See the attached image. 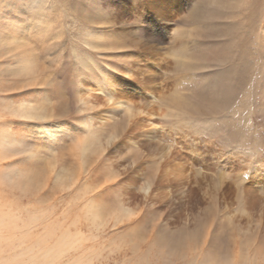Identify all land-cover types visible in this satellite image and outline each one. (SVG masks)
Here are the masks:
<instances>
[{"label": "rangeland", "instance_id": "obj_1", "mask_svg": "<svg viewBox=\"0 0 264 264\" xmlns=\"http://www.w3.org/2000/svg\"><path fill=\"white\" fill-rule=\"evenodd\" d=\"M0 202V264H264V0H0Z\"/></svg>", "mask_w": 264, "mask_h": 264}, {"label": "bare ground", "instance_id": "obj_2", "mask_svg": "<svg viewBox=\"0 0 264 264\" xmlns=\"http://www.w3.org/2000/svg\"><path fill=\"white\" fill-rule=\"evenodd\" d=\"M181 57H183V58H185L186 56L183 54V52L181 53ZM183 77H184V75L183 76H180V77H178L176 80H177V82H176V84H174V92H171V94H169L168 96H170V102H169V104L171 105V107H174L176 110L177 109H179L180 107L182 108L183 107V100H181L180 99V97H179V90H180V88H181V83H182V81H183ZM127 84V83H126ZM116 85V84H115ZM125 86V88L123 89V91L124 92H127V91H129V90H131V89H135L134 88V86L133 85H130V84H127V85H124ZM123 86V87H124ZM120 87V86H119ZM136 87V86H135ZM129 93V92H128ZM119 93H116V92H114V93H110V95H109V99L110 100H112L113 102H114V105L116 106V104H120L122 101H124V98L125 97H127V96H124V94L122 95H118ZM129 94H131V93H129ZM128 95V94H127ZM120 96H123V97H120ZM133 95H130L128 98L129 99H126L125 100V103H126V105H128V107H127V110H128V112H130L131 111V109H132V111H133V108L134 109H140V108H142L143 106L142 105H139V104H136L134 101H133V97H132ZM118 99H120L121 100V102L120 101H118ZM140 104H142V103H140ZM138 109V110H139ZM148 111V110H147ZM184 111V110H183ZM149 112V111H148ZM165 113V115L167 116V117H169V116H172L173 115V112H172V110H168V111H166V112H164ZM177 117H179V118H181L180 117V115L178 116L177 115ZM111 140V139H110ZM109 140V141H110ZM109 141H108V143H109ZM164 149V148H163ZM161 147L159 148V150H155L154 151V153H157L158 155H160L161 153H163V150ZM176 167H174L175 169V171H176V173H178L177 171H179V173H184V169H182V168H180V167H178L177 165H175ZM169 171L171 170L170 168L168 169ZM173 170V171H174ZM260 171V170H259ZM263 173V172H262ZM261 174V173H260ZM259 178V177H258ZM254 179L255 180H257V175H255V177H254ZM258 181V180H257ZM254 182V184L253 185H251L247 190H246V192H245V194H246V196L248 197V196H250V195H252V193L253 192H255V190H256V185L259 183V182ZM166 187H167V189L168 188H172V186L170 185V184H167L166 185ZM245 196V195H244ZM260 199V201H263V198H259ZM246 200V199H245ZM1 203V202H0ZM96 211V210H95ZM94 210H92L91 211V213L93 212V218H95L96 216H97V212H95ZM7 217H6V215H5V213H3V212H0V252H1V250H2V245H3V243L5 242V233H4V231L7 229V226H8V223H7ZM96 219V218H95ZM40 220V218L38 217V216H33L29 221V223H28V226L30 225V224H36V222H38ZM46 235V234H45ZM8 240V239H7ZM74 237L72 236V234H69L67 231H65L59 238H58V240L51 246V247H49V248H45L46 246L43 244V246H40V244H38V246L36 247H34L35 249H39V254L38 255H33L31 258H30V264H38V263H43L44 261V263L43 264H52L54 261H56V259L58 258L59 259V257L60 256H62V254L64 253V251H66L67 249H69L70 248V246L74 243ZM45 246V247H44ZM31 250H33V249H31ZM36 256V257H35ZM1 260V259H0ZM2 262H3V260H2ZM28 264V263H27ZM54 264V263H53ZM78 264H84V263H78Z\"/></svg>", "mask_w": 264, "mask_h": 264}, {"label": "snow or ice", "instance_id": "obj_3", "mask_svg": "<svg viewBox=\"0 0 264 264\" xmlns=\"http://www.w3.org/2000/svg\"><path fill=\"white\" fill-rule=\"evenodd\" d=\"M10 98H12V97H10ZM11 126H14V125H11ZM119 185H117V187H118Z\"/></svg>", "mask_w": 264, "mask_h": 264}]
</instances>
